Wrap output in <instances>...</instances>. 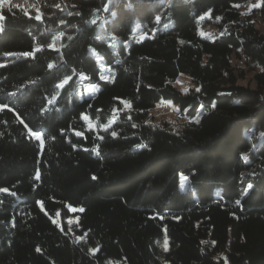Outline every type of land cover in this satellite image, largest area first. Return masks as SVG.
I'll return each mask as SVG.
<instances>
[{
    "label": "trees",
    "instance_id": "1",
    "mask_svg": "<svg viewBox=\"0 0 264 264\" xmlns=\"http://www.w3.org/2000/svg\"><path fill=\"white\" fill-rule=\"evenodd\" d=\"M248 1L0 9V264H264V34ZM208 10L220 31L205 35ZM163 99L182 128L150 120Z\"/></svg>",
    "mask_w": 264,
    "mask_h": 264
},
{
    "label": "rangeland",
    "instance_id": "2",
    "mask_svg": "<svg viewBox=\"0 0 264 264\" xmlns=\"http://www.w3.org/2000/svg\"><path fill=\"white\" fill-rule=\"evenodd\" d=\"M42 0H10V3L20 4L22 6L28 7L32 2H40ZM45 1V0H43ZM54 4H56V0H52ZM62 3H66L68 0H61ZM69 3H71L69 1ZM237 7L247 14H251L256 21L257 26L259 27L260 31L264 34V8L260 5V0H251L244 4H237ZM203 19H201L200 23V32L202 34H213L217 31L218 26L215 24V21L210 20V11H206L202 15ZM234 65L236 67V72L239 75V82L242 84H248L252 87H255L256 82L252 78V67L239 61L234 58L233 60ZM176 84L181 88L183 91L188 90L189 86L193 84L192 79L186 75L181 74L180 77L176 80ZM94 88H92V92ZM150 120L155 123H163L168 122L175 128H182L185 124V121L190 120L188 115L181 111V107L178 103H175L171 99H163L157 102L154 107L150 110ZM87 124L89 126H96L97 122L92 120L91 118L87 120ZM185 176H182V180L184 183H187V179ZM78 221L77 216H70L66 219L68 224H76ZM167 240L163 242L165 247L168 246Z\"/></svg>",
    "mask_w": 264,
    "mask_h": 264
},
{
    "label": "snow or ice",
    "instance_id": "3",
    "mask_svg": "<svg viewBox=\"0 0 264 264\" xmlns=\"http://www.w3.org/2000/svg\"><path fill=\"white\" fill-rule=\"evenodd\" d=\"M32 7L35 8V5H32ZM56 7L59 8L60 6H59V5H56ZM4 8H7L9 11H11L12 8L21 9V6H20V5H10V0H0V9H4ZM21 11H23V12H24V15L28 16L30 19L33 18V17L30 15V13H28L27 11H24L23 9H21ZM37 11H38V10H37ZM35 19H41V16L37 15V16L35 17ZM155 19H156L157 22H159V20H160V16L157 15V16L155 17ZM201 19H203V17H201ZM5 20H6V17L3 16L2 14H0V22H3V21H5ZM94 22H95V21H93V23H94ZM61 23H64V21H61ZM2 31H4V28H3L2 24H0V32H2ZM63 35H64L63 33H60V34H59V37H62ZM59 37H55V38H53L54 41H55V39H58ZM69 39H71V37H69ZM47 46H48V48H50V49H52V50L59 51V49H57V48L55 47V43H54V42H53V43H49ZM41 50H42V49H41L40 47H37V48H36V51H41ZM4 55H5V56H9V55H13V53H4ZM21 55H23V56H32V55H34V53H33V52H25V53H22ZM0 67H5V65L0 64ZM48 68H49V69L53 68V64L49 63V64H48ZM102 78H104V77H102ZM105 79H106V78H105ZM30 83H31V82H30ZM185 91H186V90H185ZM196 91L199 92L200 89H196ZM125 103L127 104L128 102L125 101ZM129 106H130V105H129ZM213 106H214V105H213ZM0 107H2V108H7L8 106H7V105H2V106H0ZM83 119H85V120H89L90 118H89L88 116H86V115H83ZM196 122L198 123L199 121L197 120ZM133 126H135V125H133ZM25 127H27V125H25ZM104 130H105V131L108 130V125H105V126H104ZM29 131L31 132V136H32V137H34V138L37 139V140H40V138H41V133H40L39 131L32 132L31 129H29ZM77 135H82V133H77ZM112 135H113V136H116L117 134H116L115 132H113ZM101 139H102V137H101ZM84 150L87 151V149H84ZM93 150H94V151H98L99 149H98V147H97L96 149H93ZM242 158H243L244 160H247V159H248V157H247L246 154L243 155ZM36 178H37V179L39 178V173H38V172H37V176H36ZM93 179H95V177H93ZM185 179H187V178H185ZM252 187H253V185H251V184L248 185V189H251ZM0 191H2V192H8L9 190H8L7 188H4V189H0ZM245 192H247V189H245ZM38 203H39V202H38ZM236 203H237V204H240V201L237 200ZM81 211H82V209H81ZM165 243H167V241H166ZM37 251H39V249H37Z\"/></svg>",
    "mask_w": 264,
    "mask_h": 264
}]
</instances>
